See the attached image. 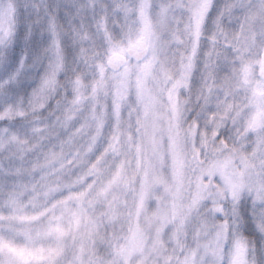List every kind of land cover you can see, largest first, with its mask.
<instances>
[{
	"label": "snow or ice",
	"instance_id": "6c2138e0",
	"mask_svg": "<svg viewBox=\"0 0 264 264\" xmlns=\"http://www.w3.org/2000/svg\"><path fill=\"white\" fill-rule=\"evenodd\" d=\"M0 264H264V0H0Z\"/></svg>",
	"mask_w": 264,
	"mask_h": 264
}]
</instances>
